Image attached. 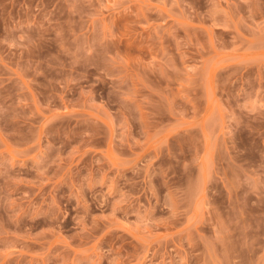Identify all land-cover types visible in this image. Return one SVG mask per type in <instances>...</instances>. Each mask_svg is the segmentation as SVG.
<instances>
[{"label":"rangeland","instance_id":"1","mask_svg":"<svg viewBox=\"0 0 264 264\" xmlns=\"http://www.w3.org/2000/svg\"><path fill=\"white\" fill-rule=\"evenodd\" d=\"M0 264H264V0H0Z\"/></svg>","mask_w":264,"mask_h":264}]
</instances>
